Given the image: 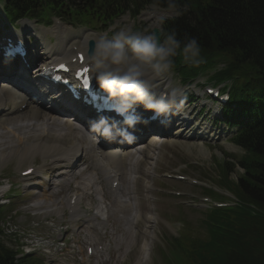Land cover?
I'll return each instance as SVG.
<instances>
[{
    "label": "clouds",
    "instance_id": "clouds-1",
    "mask_svg": "<svg viewBox=\"0 0 264 264\" xmlns=\"http://www.w3.org/2000/svg\"><path fill=\"white\" fill-rule=\"evenodd\" d=\"M88 39V60L94 77L108 97L119 102L114 110L122 117L121 121L100 116L91 125L94 133L109 141L135 139L130 130L139 123H147L136 113L138 105L152 111L153 118L170 113L174 94L158 92L156 82L174 69L178 55L192 65L202 62L197 38L185 36L182 43L175 30L158 34L122 28L111 36L92 33Z\"/></svg>",
    "mask_w": 264,
    "mask_h": 264
},
{
    "label": "trees",
    "instance_id": "trees-1",
    "mask_svg": "<svg viewBox=\"0 0 264 264\" xmlns=\"http://www.w3.org/2000/svg\"><path fill=\"white\" fill-rule=\"evenodd\" d=\"M139 1V0H137ZM168 1V0H166ZM219 5V8L210 11L211 27L219 30L218 34L226 45H237L238 50L243 54L250 53L253 58L264 61V0H212ZM109 9V5L99 9L98 16H101ZM205 26L202 27L204 29ZM178 36H194L201 38V33L197 30L185 28L183 24L177 29ZM263 101V100H262ZM229 124L228 122H226ZM247 140L252 141L250 158L243 162V167L247 170V175L242 181L241 188L238 189V196L243 200H248L250 194L254 203L264 211V198L260 192H264V131L260 134L249 133ZM254 167H249L250 164ZM256 187L255 191L248 188ZM260 193V194H259ZM257 202V203H256ZM263 206V207H262ZM259 219L247 220L246 227L249 231H256L259 242L264 236V217ZM257 244V243H256ZM258 259L253 257H242L241 264L249 260L251 264H257L263 260L262 255L258 254ZM246 263V264H250Z\"/></svg>",
    "mask_w": 264,
    "mask_h": 264
},
{
    "label": "rangeland",
    "instance_id": "rangeland-1",
    "mask_svg": "<svg viewBox=\"0 0 264 264\" xmlns=\"http://www.w3.org/2000/svg\"><path fill=\"white\" fill-rule=\"evenodd\" d=\"M212 32H218V29H212ZM55 110H56V107H53ZM185 133H186V130H185ZM12 144V143H11ZM14 144V143H13ZM235 151H236V149H235ZM248 188H250V189H252V190H254L255 191V188L256 187H250V186H248ZM260 193H263V194H260ZM259 194L261 195V196H263V198H264V192H260ZM257 203V202H256ZM257 205H260L259 203H257ZM263 207V206H262ZM1 233V232H0ZM1 235V234H0ZM84 249H85V247H83ZM55 264H58L57 263V260L55 259L54 261H53ZM52 264V263H51Z\"/></svg>",
    "mask_w": 264,
    "mask_h": 264
},
{
    "label": "bare ground",
    "instance_id": "bare-ground-1",
    "mask_svg": "<svg viewBox=\"0 0 264 264\" xmlns=\"http://www.w3.org/2000/svg\"><path fill=\"white\" fill-rule=\"evenodd\" d=\"M55 72V71H54ZM56 73V72H55ZM63 78H66V77H63ZM82 94V93H81ZM185 102H187V101H185ZM52 107H56V108H58V106L57 105H52ZM170 114L172 115L173 114V112L172 111H170ZM228 125V124H227ZM229 126V125H228ZM134 133V136L136 135V131H134L133 132ZM129 142H127L126 141V143L125 144H128ZM13 144V143H12ZM11 144V145H12ZM14 146V145H13ZM113 146H115V145H113ZM117 147V149L119 148V146H116ZM1 234V233H0ZM85 250H87V248H85Z\"/></svg>",
    "mask_w": 264,
    "mask_h": 264
},
{
    "label": "snow or ice",
    "instance_id": "snow-or-ice-1",
    "mask_svg": "<svg viewBox=\"0 0 264 264\" xmlns=\"http://www.w3.org/2000/svg\"><path fill=\"white\" fill-rule=\"evenodd\" d=\"M61 67H63V66H61ZM85 71H87V70H85ZM85 86H87V81H85Z\"/></svg>",
    "mask_w": 264,
    "mask_h": 264
}]
</instances>
